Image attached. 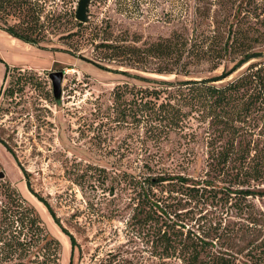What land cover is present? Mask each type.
Segmentation results:
<instances>
[{
  "label": "rangeland",
  "instance_id": "1",
  "mask_svg": "<svg viewBox=\"0 0 264 264\" xmlns=\"http://www.w3.org/2000/svg\"><path fill=\"white\" fill-rule=\"evenodd\" d=\"M34 1L43 6L40 22L45 27L39 47L25 43L21 48L10 49L4 38L14 37L0 29V172L6 175L0 179V193L16 190L35 208L46 233L60 242V264H70L71 257L70 238L62 227L78 244L74 264H182L178 259H162L161 250L152 245L155 233L133 219L135 192L123 174L203 176L207 158L203 123L193 118L188 121L185 135L172 134L170 140L160 142V153L165 154L161 169H135L157 147L154 142L145 143L141 126L117 124L111 119L116 86L127 82L144 84L117 72L163 80H172L174 76L150 73L158 68V60L140 70L101 60L102 51H97L95 44L102 36L93 41L91 30L68 39L67 35L79 31L80 22L75 18L79 0ZM196 2L199 12H206L207 17L201 21V28L219 27L226 39L229 25L239 23L242 28L251 29L253 50L260 54L215 84L238 77L251 63L264 62V0ZM180 9L178 0H157L151 4L142 2L126 15L117 11L115 0H93L88 23L109 24L112 36L139 41V45L184 28L191 39L194 22L200 21V16L191 0L183 14L185 24L169 21L168 16L172 12L178 15ZM139 12L143 14L138 15ZM58 14L61 19L57 22ZM19 23L17 16L9 17L7 23L0 18L4 28ZM212 66L208 60H198L189 70L196 79L221 76L224 66L215 71ZM226 66L231 68L233 63L227 62ZM55 71L65 72L59 104L49 78ZM19 74L34 76L24 91H19L23 88V81L17 80ZM10 88L15 90L13 96L8 95ZM260 124L264 127V121ZM167 153L170 155L166 156ZM224 173L215 178L218 186H223L222 180L226 181L235 170ZM245 185L255 192L264 190V183L251 179ZM181 197H177L176 205L186 230L212 232V238L221 234V243L226 248L236 244L235 249L246 247L250 240L264 238V227L247 229L252 220L264 223V197L245 200L237 193H232V197L212 195L210 199ZM39 198L50 205L62 227Z\"/></svg>",
  "mask_w": 264,
  "mask_h": 264
},
{
  "label": "trees",
  "instance_id": "2",
  "mask_svg": "<svg viewBox=\"0 0 264 264\" xmlns=\"http://www.w3.org/2000/svg\"><path fill=\"white\" fill-rule=\"evenodd\" d=\"M115 1L117 11L127 15L132 14V7L157 0ZM178 1L181 7L179 14L172 12L168 20L185 24L183 14L191 0ZM193 2L200 21L194 22L191 39L187 36V28H184L182 31L175 30L168 37L139 45V41L118 40V37L112 36L109 24L92 26L89 23H77L79 31L66 37L70 39L82 31L91 30L93 41L102 36L95 44V49L102 51L101 60L132 70H140L147 63L158 60V68L150 70V73L174 76L172 80H163L128 71L117 72L144 84L127 82L116 86L111 119L117 124L141 126L145 131V143L154 142L157 147V151L146 154L135 169H161L165 154L160 153V142L170 140L172 134L185 135L188 121L193 118L204 125L207 158L203 176L123 174L135 192L133 219L155 233L152 245L161 250V258L178 259L182 264H264V238L250 240L246 247L239 249H235L236 244L226 248L220 241L223 239L221 234L212 238V232L186 230L178 213L176 201L179 196L193 200L210 199L218 194L232 197V193L245 200L264 197V190L255 192L245 188L248 179L264 183V127H260V121H264V62L251 63L238 77L222 85L215 84L229 78L260 54L253 50L251 29L242 28L239 23L229 25L226 39L219 27L214 30L201 28V21L207 19L206 12H199L196 0ZM41 6L34 0H0L1 19L6 23L12 16L20 19L16 26H0V29L24 43L39 47L45 27L40 22ZM55 17L57 22L61 19L60 14ZM198 60L211 62L212 71L223 65L222 75L194 78L189 66ZM227 62L233 63V66H226ZM95 64L105 69V66ZM33 77L19 74L17 80L23 81V88L19 91H24ZM7 91L9 96L15 93L11 88ZM225 170H235V173L226 181L222 180L226 185L218 186L215 178L222 177ZM0 197H4V200L0 199V264H60V242L46 233L35 208L16 190H7L6 194L2 192ZM39 199L60 224L50 205ZM260 221H250L247 229H263L264 223ZM62 229L70 238V264H74L78 244L71 234Z\"/></svg>",
  "mask_w": 264,
  "mask_h": 264
},
{
  "label": "water",
  "instance_id": "3",
  "mask_svg": "<svg viewBox=\"0 0 264 264\" xmlns=\"http://www.w3.org/2000/svg\"><path fill=\"white\" fill-rule=\"evenodd\" d=\"M92 1L93 0H79L75 14V18L78 22L83 24H87L89 22V7ZM64 77V71H55L49 74V78L52 81L53 96L57 104H59L62 99ZM5 176L4 172H0V179L5 178Z\"/></svg>",
  "mask_w": 264,
  "mask_h": 264
},
{
  "label": "crops",
  "instance_id": "4",
  "mask_svg": "<svg viewBox=\"0 0 264 264\" xmlns=\"http://www.w3.org/2000/svg\"><path fill=\"white\" fill-rule=\"evenodd\" d=\"M9 38H4V39H6L7 41H8V47L10 48V49H17V48H21V46L20 45H24L25 43H22V42H20L19 40H17V39H14V38H11L10 36H8ZM27 44V43H26ZM25 44V45H26Z\"/></svg>",
  "mask_w": 264,
  "mask_h": 264
}]
</instances>
